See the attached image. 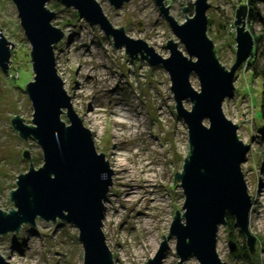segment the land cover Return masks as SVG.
I'll return each instance as SVG.
<instances>
[{
	"label": "rangeland",
	"instance_id": "obj_1",
	"mask_svg": "<svg viewBox=\"0 0 264 264\" xmlns=\"http://www.w3.org/2000/svg\"><path fill=\"white\" fill-rule=\"evenodd\" d=\"M97 1L114 26H124L128 36L145 40L167 57L166 40L178 38L154 0H129L120 8L107 0ZM207 1L206 34L221 64L229 69L235 60L233 20L241 3L248 6L246 29L256 43L235 70L234 95L225 97L222 104L225 116L238 124L240 139L249 144L241 169L251 196L249 229L257 239L256 251L249 258L231 254L229 234L242 248L245 237L237 228L220 225L217 252L224 264H264V0ZM180 2L187 6L193 0H164L169 13L183 22L185 13ZM46 5L56 13L52 24L64 31L54 48L57 73L76 113L91 131L95 147L113 169L112 184L103 201L102 224L114 264H144L153 257L163 234L169 247L161 264H175V236H170L168 230L174 209L184 212V195L179 179L172 183L174 172L182 170L188 133L174 110L169 75L161 65L150 66L144 58L129 59L125 49L114 47L101 28L79 15L72 17L76 12L72 7H64L58 0ZM0 31L14 44L8 71L0 69V207L8 211L14 207L9 191L16 187L19 173L29 167L30 161L20 152L29 150L36 168L43 161L36 140L21 139L10 123L11 117L18 114L32 124L33 107L24 89L34 75L29 42L12 0H0ZM190 78L193 87L199 89L195 75ZM184 106L189 109L190 103L185 101ZM119 112L128 115L126 119L132 124L118 121ZM61 116L67 121L64 114ZM130 187L136 193L128 197ZM0 253L7 264H82L83 259L74 225L59 220L53 224L40 218L34 226L22 224L17 234L0 235ZM183 264L199 263L189 257Z\"/></svg>",
	"mask_w": 264,
	"mask_h": 264
},
{
	"label": "water",
	"instance_id": "obj_2",
	"mask_svg": "<svg viewBox=\"0 0 264 264\" xmlns=\"http://www.w3.org/2000/svg\"><path fill=\"white\" fill-rule=\"evenodd\" d=\"M12 1L29 42L34 75L24 89L33 107L32 124H27L18 114L11 117L10 123L21 139L36 140L43 163L36 168L30 151L24 148L20 152L30 161L29 167L25 172L19 171L16 187L9 191L14 207L8 211L0 207V235L17 234L22 224L34 226L36 218L53 224L65 221L77 228L82 264H114L102 224L103 201L112 184L113 169L104 153L95 147L91 131L76 113L57 73L54 48L64 31L52 24L56 13L46 5L50 0ZM58 1L64 7H72L88 24L101 28L113 46L124 48L132 61L144 58L150 66L161 65L169 75L174 110L188 133V151L182 170L174 172L172 183L173 186L179 179L184 195L181 206L184 212L174 209L168 230L170 236H175V264H183L189 257H194L199 264H224L217 252V234L220 225L226 226L228 213L235 218V227L245 237V248L253 255L257 239L249 229L251 196L241 169L249 144L240 139L238 124L222 110L224 98L234 95L235 70L255 45L246 29L248 6L241 3L235 9L236 56L228 69L221 64L213 41L206 34L207 0H193L192 15L186 13L187 7L180 2L185 13L183 22L169 13V5L164 0H154L178 38L166 40L167 57H162L145 40L128 36L124 26H114L97 0ZM107 1L120 8L129 0ZM13 45L0 31L3 73L8 71ZM192 75L198 79L199 89L193 87ZM185 101L190 103L189 109L184 106ZM161 237L153 257L144 264H161L169 247L167 237L164 234ZM228 240L231 254L239 256L241 248L236 241ZM7 263L0 253V264Z\"/></svg>",
	"mask_w": 264,
	"mask_h": 264
},
{
	"label": "trees",
	"instance_id": "obj_3",
	"mask_svg": "<svg viewBox=\"0 0 264 264\" xmlns=\"http://www.w3.org/2000/svg\"><path fill=\"white\" fill-rule=\"evenodd\" d=\"M187 7V11H189L190 12V14H193V3L192 2H189V4L186 6ZM72 17H75V18H78L77 16V14H76V12H73L72 14ZM249 16V15H248ZM251 16V15H250ZM254 43H255V41H254ZM256 44V43H255ZM255 49V48H254ZM254 51V50H253ZM225 219H226V227L227 228H229V229H236V227H235V218H233V216L232 215H230L229 213L226 215V217H225ZM229 238H231L232 239V234H229ZM240 248L241 249H243V250H241V253H240V255L242 256V257H245V258H249L248 256L250 255L249 254V252L247 251V249L245 248V246H244V248H242V246H240Z\"/></svg>",
	"mask_w": 264,
	"mask_h": 264
},
{
	"label": "bare ground",
	"instance_id": "obj_4",
	"mask_svg": "<svg viewBox=\"0 0 264 264\" xmlns=\"http://www.w3.org/2000/svg\"><path fill=\"white\" fill-rule=\"evenodd\" d=\"M118 115H117V120L118 121H121V122H127L128 124H132V122L130 121V120H128L129 118H128V115H125V114H122V113H117ZM126 118H128V119H126ZM124 119H126V120H124ZM129 193L127 194L128 195V197H130L132 194H135L136 193V191L132 188V187H130L129 188Z\"/></svg>",
	"mask_w": 264,
	"mask_h": 264
},
{
	"label": "flooded vegetation",
	"instance_id": "obj_5",
	"mask_svg": "<svg viewBox=\"0 0 264 264\" xmlns=\"http://www.w3.org/2000/svg\"><path fill=\"white\" fill-rule=\"evenodd\" d=\"M241 250H242V249H241ZM241 250H240V251H241Z\"/></svg>",
	"mask_w": 264,
	"mask_h": 264
}]
</instances>
